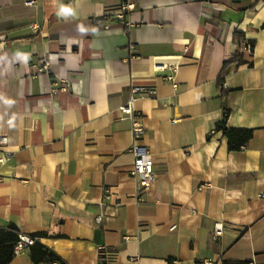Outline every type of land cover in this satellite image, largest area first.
<instances>
[{"label": "crops", "instance_id": "1", "mask_svg": "<svg viewBox=\"0 0 264 264\" xmlns=\"http://www.w3.org/2000/svg\"><path fill=\"white\" fill-rule=\"evenodd\" d=\"M28 1L0 0V227L47 234L65 264H106L99 246L115 264H264V0H135L129 26L123 0ZM236 32L254 55L224 97ZM133 86L155 91L135 104L157 174L143 192L120 112ZM226 108L229 128L254 130L240 152L216 131ZM10 264L34 262L26 250Z\"/></svg>", "mask_w": 264, "mask_h": 264}, {"label": "built area", "instance_id": "2", "mask_svg": "<svg viewBox=\"0 0 264 264\" xmlns=\"http://www.w3.org/2000/svg\"><path fill=\"white\" fill-rule=\"evenodd\" d=\"M35 3L36 0H30L27 2V5L31 6L34 5ZM136 8L137 5L135 3V0H123L121 4V10L117 15L118 20L129 26V22L127 19L128 15L134 10H136ZM33 27L35 29L38 28V24L33 23ZM244 45L247 46L245 50V55L252 57L254 55L255 48L251 45L250 41L248 40H244ZM49 61H50L49 58H45L42 60L43 66L39 67L38 69L39 72L43 73L48 71ZM168 68L169 67L167 66H163L160 67L159 69L166 70ZM166 80L171 82L175 89L178 88V83L176 81V74L173 73L171 75H168L166 77ZM58 86L62 91H68L70 85L68 83V85L64 87H62L61 85ZM223 89L226 90L225 84L223 86ZM146 93L154 94L155 91L154 89H148L140 86H135V87L133 86L131 88V98L127 103H125L120 107L122 119L127 120L131 123V131L134 139L132 152L135 156V163L131 175L137 181L140 192L147 190L156 181L157 178L153 154L147 146L141 144V142L144 140V137L146 135V129L142 122L143 115L139 111H137L135 107L136 101L139 99V97H141ZM7 144H8V137L0 136V149L2 150L5 146H7ZM3 152H4V156L0 158L1 164H4L10 157V154L8 152L6 151ZM211 186L212 185L210 183H203L200 185L199 190L201 191L207 190L211 188ZM114 196L115 195L111 190V188H106L104 190V195L101 204L105 205L106 203L112 201L114 199ZM116 205L119 207L122 206L121 201H117ZM104 218H105L104 215L100 213L96 216L95 222L98 225H101L104 222ZM224 231H225V225L223 223L215 224L214 227L215 238L222 237ZM19 238L20 241L18 242L15 248L16 255L26 250H29V248L33 246L38 240V238L35 236L26 235L23 233L19 235ZM98 250L103 255L106 264H115L106 246H99Z\"/></svg>", "mask_w": 264, "mask_h": 264}, {"label": "trees", "instance_id": "3", "mask_svg": "<svg viewBox=\"0 0 264 264\" xmlns=\"http://www.w3.org/2000/svg\"><path fill=\"white\" fill-rule=\"evenodd\" d=\"M236 36L239 40V50L233 55L231 60L224 63V66L220 72L218 84L221 88L222 95L227 96V92L223 89L226 78L229 75L232 67H239L245 64V50L247 46L244 45L245 35L240 32H236ZM251 45L255 47L254 43ZM230 115V110H224V116L221 122L217 124L216 131L223 132L224 136L228 140L229 150L231 152H240L245 149L251 142L254 136L253 129L247 128H229L227 126V120ZM20 230L15 225H10L8 228L0 227V264H10L16 256L15 248L20 241ZM35 237H45L47 234L39 233L34 235ZM30 256L34 264L45 263H60L65 264L61 258L52 250L45 247L40 242H36L29 248ZM224 264H251L248 261H225Z\"/></svg>", "mask_w": 264, "mask_h": 264}]
</instances>
